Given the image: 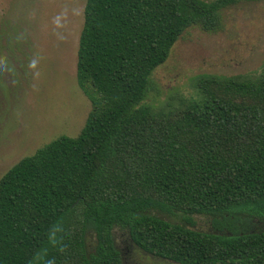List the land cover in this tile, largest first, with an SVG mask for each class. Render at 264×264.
<instances>
[{
	"label": "trees",
	"instance_id": "trees-1",
	"mask_svg": "<svg viewBox=\"0 0 264 264\" xmlns=\"http://www.w3.org/2000/svg\"><path fill=\"white\" fill-rule=\"evenodd\" d=\"M238 1L87 0L77 81L92 108L77 137L0 178V264H125L116 229L177 264H264V65L200 76L181 108L146 103L183 34L217 31Z\"/></svg>",
	"mask_w": 264,
	"mask_h": 264
},
{
	"label": "rangeland",
	"instance_id": "rangeland-1",
	"mask_svg": "<svg viewBox=\"0 0 264 264\" xmlns=\"http://www.w3.org/2000/svg\"><path fill=\"white\" fill-rule=\"evenodd\" d=\"M87 0H0V178L62 135L77 137L92 104L77 81ZM264 65V0H239L215 32L188 29L153 74L146 103L181 108L198 99L202 75L257 77ZM169 221L179 216L154 213ZM199 228L211 229L206 217ZM255 223L259 220L255 219ZM125 264H177L155 257L116 229Z\"/></svg>",
	"mask_w": 264,
	"mask_h": 264
}]
</instances>
